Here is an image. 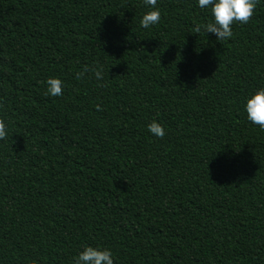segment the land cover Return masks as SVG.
I'll list each match as a JSON object with an SVG mask.
<instances>
[{
    "label": "trees",
    "instance_id": "1",
    "mask_svg": "<svg viewBox=\"0 0 264 264\" xmlns=\"http://www.w3.org/2000/svg\"><path fill=\"white\" fill-rule=\"evenodd\" d=\"M0 0V264H264V0L233 36L198 0ZM85 66L102 67L103 79ZM63 95L46 96V81ZM99 106V110L97 108ZM163 138L148 131L152 121Z\"/></svg>",
    "mask_w": 264,
    "mask_h": 264
},
{
    "label": "clouds",
    "instance_id": "2",
    "mask_svg": "<svg viewBox=\"0 0 264 264\" xmlns=\"http://www.w3.org/2000/svg\"><path fill=\"white\" fill-rule=\"evenodd\" d=\"M259 0H198L200 8H210L213 20L207 24H197L194 28L195 33H200L201 28L206 33L214 34L218 41H225L233 36V25L247 24L252 19ZM144 4L151 6L153 10L145 13L140 21L143 28L160 22L161 12L156 7L157 0H144ZM91 71L97 80L103 79L102 67L84 69L77 74V79H81L85 73ZM48 87L45 95L59 97L63 95V81L59 78H49L46 81ZM99 110V106L97 105ZM247 119L254 125L264 130V88L258 89L246 101ZM148 131L159 138L165 136L164 127L157 121H152L148 125ZM7 125L3 118H0V140L7 139ZM32 264H36L35 261ZM74 264H114L113 253L109 249H99L92 246H86L82 252L75 258Z\"/></svg>",
    "mask_w": 264,
    "mask_h": 264
}]
</instances>
